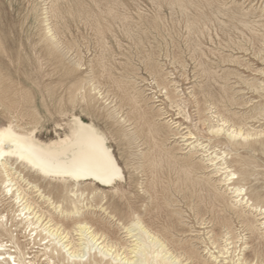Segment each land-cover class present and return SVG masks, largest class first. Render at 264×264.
<instances>
[{
    "label": "rangeland",
    "instance_id": "1",
    "mask_svg": "<svg viewBox=\"0 0 264 264\" xmlns=\"http://www.w3.org/2000/svg\"><path fill=\"white\" fill-rule=\"evenodd\" d=\"M44 9L55 40L46 35ZM0 74L1 82L8 78L22 90L19 124L38 129L44 142L64 138L72 116L110 137L115 127L109 107H121L122 114L132 118L136 141L116 137L111 145L127 178V197L137 210L146 204L152 214L145 218L155 229L173 226V235L190 241L203 255L193 231H225L218 224L224 216L222 205L212 204L208 192L193 186L181 165L159 149L150 156L155 166L139 155L137 147H153L141 115L156 124L164 122L149 100V86L152 96L163 101L164 111L185 123L156 85L164 77L183 90L180 95L192 122L185 125L197 123L201 136L208 137L200 119L210 108L227 115L231 111L247 128L264 130V0H0ZM133 95L136 103L129 101ZM7 123L0 106V124ZM157 139L164 147L177 148L169 131ZM185 152L176 154L199 160ZM232 161L238 172L252 173L242 181L249 195L264 194V146L233 150ZM200 174L208 175L204 170ZM141 183L156 188L155 202L142 195ZM5 203H0V212L8 210ZM175 210L184 216L183 223L173 215ZM227 214L232 229L242 231L234 213ZM123 223L126 220L119 228ZM246 257L256 261L251 250Z\"/></svg>",
    "mask_w": 264,
    "mask_h": 264
},
{
    "label": "bare ground",
    "instance_id": "2",
    "mask_svg": "<svg viewBox=\"0 0 264 264\" xmlns=\"http://www.w3.org/2000/svg\"><path fill=\"white\" fill-rule=\"evenodd\" d=\"M43 15L46 35L55 40L45 9ZM7 79L0 81V106L8 118L7 124H0V203L8 205L7 211L0 212V264H258L264 255V194L249 195L242 181L252 173L233 168L232 151L246 147L255 150L257 145L263 148L264 130L247 128L241 116L231 111L227 115L210 108L200 119L207 126L205 138L196 128L197 123L185 125L192 122L180 95L183 90L176 82L162 77L156 85L164 90L171 108L175 105L182 113L185 123L176 121L181 116L170 117L162 107L163 101L152 96L154 90L146 88L164 122L156 124L141 115L153 147L148 151L137 147L139 155L155 166L150 156L159 149L162 156L181 165L193 186L208 192L212 204L223 207L224 216L218 224L225 231L214 234L208 227L193 231L203 255L190 241L173 235V226L155 229L145 218L152 210L146 204L142 205L143 211L137 210L136 202L127 197V178L111 143L116 137L127 143L136 138L132 118L124 116L121 107L108 106L115 127L110 137L93 123L72 116L64 138L44 142L37 136L38 129L27 130L19 124L22 90ZM98 95L105 102L100 91ZM129 101L136 103L135 95L129 96ZM164 131L173 135L176 149L158 142ZM176 151L182 155L187 151L199 160L178 157ZM201 170L208 175H201ZM142 184V195L155 202L156 188ZM228 210L234 213L242 231L232 229ZM180 214L173 211L183 223ZM124 220L126 223L119 228ZM245 231L251 236L246 237ZM248 250L256 261L246 257Z\"/></svg>",
    "mask_w": 264,
    "mask_h": 264
}]
</instances>
